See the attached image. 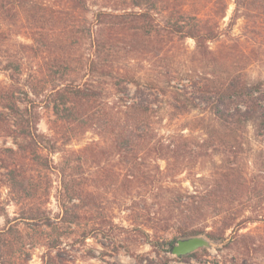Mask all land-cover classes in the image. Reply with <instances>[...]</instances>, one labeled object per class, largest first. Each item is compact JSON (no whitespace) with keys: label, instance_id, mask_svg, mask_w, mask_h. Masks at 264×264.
Here are the masks:
<instances>
[{"label":"trees","instance_id":"1","mask_svg":"<svg viewBox=\"0 0 264 264\" xmlns=\"http://www.w3.org/2000/svg\"><path fill=\"white\" fill-rule=\"evenodd\" d=\"M89 1L0 0V67L9 79V83L0 82V216L4 217L0 264H28L31 255L26 247L36 246L41 239L46 247L44 264L63 263L61 249L53 252L60 246L50 232L64 222H77L80 214L76 210H94L101 204L95 185L99 176L87 179L84 170L89 165L98 166L103 157L107 159V147L129 164L122 179H142L149 185L154 180L141 168L143 151L168 165L196 153L186 136L160 134V120L148 90L157 83L145 67L138 69L132 63L142 60L152 66L165 59L170 41L188 37L195 40L194 54L201 59L214 65L223 59L229 64L225 75L214 72L210 96L204 98L211 116L195 117V126L189 127L205 133L201 148L220 154L217 176L195 192L167 186L166 212L160 216L134 214L133 221L140 217L155 232L159 228L182 236L206 232L215 240L225 239L231 230L233 243L229 247L244 255V264L264 263V230L257 234L240 231L246 223L260 220L262 214L258 210L245 215L244 210L223 209L235 203L251 205L256 197L264 201V165L250 177L241 168L240 156L250 126L257 137L264 136V77L253 78L248 72L253 64L264 66V50L255 42L250 48L240 46L253 40L250 35L261 32L264 0H235L236 11L245 19L246 42L230 36L223 41L224 46L237 49L224 54L208 45L220 37L219 21L227 7L223 0H217L221 2L218 14L207 16L192 12L187 7L190 0H121L123 4H115L113 11L92 12V20L87 16ZM131 7L139 9L129 10ZM19 35L30 42L12 43ZM88 41L95 50L79 51ZM101 78L108 79L115 100ZM131 84L136 88L133 96L129 95ZM158 90L168 95L166 90ZM170 96L175 102L168 104L175 113H187L197 105L193 99H182L184 95L178 91L173 90ZM45 114L51 134L39 128ZM89 129L95 130L100 140L77 149L67 147ZM56 152L62 153L58 163L53 157ZM55 170L60 176L57 200L63 210L56 220L48 208ZM110 174L105 172V181L122 177L118 172ZM4 188L17 206L13 217L2 198ZM209 222L213 228L206 231ZM159 240L150 243L157 247ZM175 242V238L168 242L169 251ZM196 255L193 252L190 256Z\"/></svg>","mask_w":264,"mask_h":264},{"label":"rangeland","instance_id":"2","mask_svg":"<svg viewBox=\"0 0 264 264\" xmlns=\"http://www.w3.org/2000/svg\"><path fill=\"white\" fill-rule=\"evenodd\" d=\"M112 0H90L88 13L89 20H92V12L99 10L113 11L115 4ZM226 2V13L220 19L219 32L220 37L217 40L209 41L208 45L212 50H218L220 53L233 52L237 47L227 49L223 41L228 40L230 36L241 37V42H246L247 37L244 29L245 19L240 16V12L236 11L235 0H223ZM111 4V5H108ZM108 5L109 7H107ZM159 5V4H158ZM221 2L217 0H190L187 5L192 12L200 15L218 14ZM112 6V7H110ZM160 8V5L159 7ZM138 10V7H131L129 10ZM121 9H118L120 11ZM164 16V11H160ZM158 15V18H161ZM204 15V16H205ZM254 34V33H253ZM253 40L246 43H240V46L250 48L253 43L259 45L260 50H264V26L260 33L250 35ZM257 39V40H256ZM17 41L30 42L29 38L23 35L14 36L12 43ZM255 40V41H254ZM261 43V44H260ZM239 47V46H238ZM196 42L192 37H188L183 41L175 38L170 41L165 49V59L157 62L148 63V61L133 60L137 68L141 66L147 69L146 73L155 79L156 87L148 89L152 92L151 100L154 101L153 106L156 109V118L160 120L158 131L164 135H184L189 138L196 150L194 155L187 158L186 161H171L168 165L166 160H155L154 155L143 151L141 159V168L147 170L153 176L154 184L149 185L148 182L141 180L130 181L124 178V174L129 168L126 158L123 160L121 156L114 153L112 149L107 147L110 152L106 153L107 159L104 157L98 166H86L84 173L85 178H96V188L99 192L101 204L94 210H76L80 217L77 222H64L60 226L51 230V238L58 240L59 248L54 249V253L61 249L62 264H244V255L241 252L232 249V231L228 230L225 239H219L218 245L214 248H203L195 251L196 256L177 257L169 251L168 242L174 238L181 237L176 231H161L160 228L155 232L148 229L147 224L140 217L134 220V214H154L158 216L165 213V196L169 193L167 186L178 190L195 192L196 188H204L213 181L217 176L216 164L220 162V154L212 148H201L200 144L205 133L195 127L193 130L190 126H195V117L211 116L209 103L204 99L210 96L208 93L211 88V78L214 72H219L222 76L227 72L229 64L221 59V63L214 65L209 60L201 59L194 54ZM95 46L88 41L79 51L86 53L93 52ZM221 54V57L222 55ZM138 61V62H137ZM150 67V70H148ZM170 70L167 74L166 71ZM249 75L253 78L264 77V66L253 64L248 68ZM107 88V93L112 100L116 99V94L108 82V79L101 78ZM0 82L9 83L7 74L0 67ZM160 90H166L168 95H163ZM179 88V89H177ZM129 95L133 96L135 86L129 85ZM178 91L182 95L181 98L195 100V106L189 112L175 113L168 102H175L170 96L172 91ZM204 93V94H203ZM203 94V96H202ZM202 96V97H200ZM190 104V103H188ZM39 128L46 134H51L50 121L48 114H45L40 121ZM100 140V136L95 130L89 129L85 133L73 139L67 146L71 149H77L85 144ZM245 145L241 152V168L246 175L251 177L252 173H257V168L264 165V136L257 137L253 128L250 126L249 132L245 135ZM2 138L0 142H2ZM10 143V139H9ZM62 153L53 154L55 162L60 161ZM160 167V171L159 168ZM120 173L121 179L118 181L115 177L105 181V172ZM115 176V175H114ZM52 178L54 183L51 187V194L48 202L50 214L56 220L62 217L63 210L57 200L58 190L60 188V176L57 170L54 171ZM85 179V180H87ZM94 188V187H92ZM3 200L6 203L7 212L10 217L17 213V206L10 200L7 189H3ZM251 205L235 203L232 206H223L225 210H244L245 215L255 214L251 210H258L261 219L246 223L240 230L241 232H249L252 234L260 233L264 230V201L261 198H254ZM218 209H221L217 207ZM206 210H213L212 207H205ZM217 210V209H216ZM4 222V217L0 216V224ZM144 222V223H142ZM150 222V221H149ZM213 228L209 222L206 231ZM147 232H151V236H147ZM206 233V232H201ZM207 234V233H206ZM160 239L159 246L155 247L150 240ZM43 239L36 246L28 245L26 248L30 252L31 258L28 264H44L43 254L46 251L45 245H42ZM176 243V242H175ZM234 259V260H232ZM264 261V259H262ZM261 264H264L260 261ZM46 264V263H45Z\"/></svg>","mask_w":264,"mask_h":264},{"label":"water","instance_id":"3","mask_svg":"<svg viewBox=\"0 0 264 264\" xmlns=\"http://www.w3.org/2000/svg\"><path fill=\"white\" fill-rule=\"evenodd\" d=\"M218 243V240L211 238L206 233L181 236L177 238L172 253L177 257L187 256L203 248H214Z\"/></svg>","mask_w":264,"mask_h":264}]
</instances>
